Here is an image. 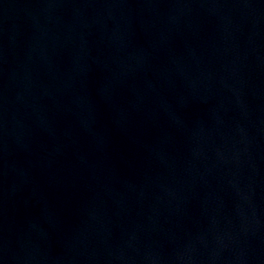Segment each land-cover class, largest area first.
Segmentation results:
<instances>
[{
	"label": "water",
	"instance_id": "water-1",
	"mask_svg": "<svg viewBox=\"0 0 264 264\" xmlns=\"http://www.w3.org/2000/svg\"><path fill=\"white\" fill-rule=\"evenodd\" d=\"M0 264H264V0H0Z\"/></svg>",
	"mask_w": 264,
	"mask_h": 264
}]
</instances>
